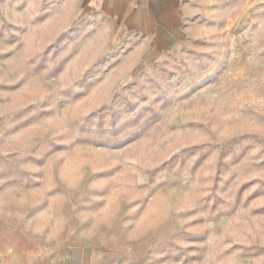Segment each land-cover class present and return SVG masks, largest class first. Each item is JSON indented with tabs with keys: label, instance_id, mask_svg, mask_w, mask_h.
I'll return each mask as SVG.
<instances>
[{
	"label": "rangeland",
	"instance_id": "374dc122",
	"mask_svg": "<svg viewBox=\"0 0 264 264\" xmlns=\"http://www.w3.org/2000/svg\"><path fill=\"white\" fill-rule=\"evenodd\" d=\"M126 1L0 0V264H264V0Z\"/></svg>",
	"mask_w": 264,
	"mask_h": 264
},
{
	"label": "crops",
	"instance_id": "0c3cea01",
	"mask_svg": "<svg viewBox=\"0 0 264 264\" xmlns=\"http://www.w3.org/2000/svg\"><path fill=\"white\" fill-rule=\"evenodd\" d=\"M137 1L135 0H128L125 3L127 5H129V7H132ZM146 5H149V1L145 2ZM169 16L167 18L166 21L157 23L156 21H154L153 19V24H152V28L154 29L155 32H157L159 34V36H161L162 38H165L167 36V38L170 36V34L173 31V20L175 19L173 14H172V6L169 5ZM132 10V9H131Z\"/></svg>",
	"mask_w": 264,
	"mask_h": 264
}]
</instances>
